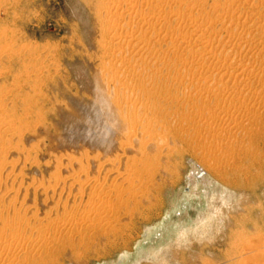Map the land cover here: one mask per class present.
<instances>
[{"label":"rangeland","instance_id":"obj_1","mask_svg":"<svg viewBox=\"0 0 264 264\" xmlns=\"http://www.w3.org/2000/svg\"><path fill=\"white\" fill-rule=\"evenodd\" d=\"M94 83L150 146L87 149ZM168 260L264 264V0H0V264Z\"/></svg>","mask_w":264,"mask_h":264},{"label":"bare ground","instance_id":"obj_2","mask_svg":"<svg viewBox=\"0 0 264 264\" xmlns=\"http://www.w3.org/2000/svg\"><path fill=\"white\" fill-rule=\"evenodd\" d=\"M162 49L163 50H165L163 47H162ZM123 55V54H122ZM122 55L120 56L121 58H123V57H125L124 55H123V57H122ZM115 58V57H114ZM117 59L119 58L118 56L116 57ZM126 58H127V56H126ZM124 60V59H123ZM120 61H122V60H120ZM120 61H119V64H121L120 63ZM125 61H126V59H125ZM178 68H179V66H178ZM102 75V74H101ZM177 75V74H176ZM178 77H176L175 75H174V80H176V82H180V81H182L183 80V78L185 79V77H183L182 75H177ZM118 77V76H117ZM121 77V76H120ZM119 78V77H118ZM253 78V77H252ZM102 84V83H101ZM103 85H108V84H104L103 83ZM103 85H101L100 86V84H98L97 85V83H94V87L97 89V90H95V93L92 95V96H90V98L87 100V101H85L84 99H82V98H77V99H75L74 100V102H72V103H74V105H76V106H79V108L80 109H82L84 112H89V114H88V116L87 117H90L91 115H93V119H97V123L98 124H96V126H95V128L92 130V131H90L91 132V137H90V141L88 142V144H86V147H88L87 149H90V150H92L93 151V155H94V150L95 149H93L91 146L92 145H96V146H99V150H98V156H107L108 155V152L112 149H114V143L115 142H117L118 144H119V149L121 150V151H123L124 153H127V154H130L131 155V153L133 154V152H136V151H134V148H135V145H140V146H144L145 148H147L148 147V145L150 146V144L153 142V139L152 138H150V136H149V138L150 139H148V140H146V138H147V135L145 134V133H147V134H149V135H151L153 132L152 131H150L149 129H148V127H149V125H148V127L147 126H145L144 125V123L145 122H143L144 120H143V118L142 119H138L136 116H132V115H130V114H124V113H126V112H124V113H120V107H118V109L117 110H115L116 108H117V106L119 105V103L118 102H116V101H114L112 98H111V91H109V89H107L106 90V88L108 87H106L105 88V86H103ZM110 87V86H109ZM94 88V89H95ZM99 88V89H98ZM111 90V89H110ZM237 91V90H236ZM236 91H233V92H236ZM89 95V94H88ZM84 96V95H83ZM84 98H86V97H84ZM88 98V97H87ZM137 99V98H136ZM135 99V100H136ZM139 99L140 98H138V100H136V101H134V99L133 100H130V101H128V102H125L126 103V105H128V106H131L132 107V104H133V106H135L136 104H140V101L142 102V100L140 99V101H139ZM174 100L176 101V103L178 104V105H181V104H184L185 102H186V100H187V98H186V96H185V94L184 93H182V95L180 94V92H178V93H176L175 95H174ZM138 101V102H137ZM70 103V102H69ZM138 104V105H139ZM73 105V104H72ZM72 105H69L70 107H72ZM74 105H73V107H74ZM121 105V104H120ZM119 105V106H120ZM81 106V107H80ZM128 106H126V107H128ZM182 106V105H181ZM125 107V108H126ZM141 106L139 105V108H140ZM145 107V106H144ZM123 109V110H127V109ZM120 109V110H119ZM70 110V111H69ZM73 111H71V108L70 109H68V111L65 113V117H64V124L66 123V124H69L68 126H75V124L77 125V123H75V119H76V117H78L77 116V113L76 114H74L73 115ZM119 113V115L117 116V114ZM96 114H97V116H96ZM143 116H145V115H143ZM146 117H148L147 115H146ZM82 119V117H78V120H80V119ZM145 118V117H144ZM151 118V117H150ZM92 119V120H93ZM147 120V119H146ZM87 121V120H86ZM86 121L84 122V120L82 119V120H80V122H78V125L79 124H82V127H83V123H86ZM95 121V120H94ZM149 121H151V120H149ZM62 122V121H61ZM152 122V121H151ZM151 122H150V125H151ZM88 123V122H87ZM87 123H86V125H87ZM96 123V122H95ZM148 123V122H147ZM62 125V124H61ZM85 125V126H86ZM64 126V125H63ZM88 126V125H87ZM66 127V126H65ZM64 127V128H65ZM79 127H80V125H79ZM152 127H153V124H152ZM157 127H159V126H157ZM157 127H155L156 128V131H155V133L156 132H158V130H159V128H158V130H157ZM150 128H151V126H150ZM154 128V127H153ZM75 129V128H74ZM73 129V130H74ZM87 129H89V128H87ZM91 129V128H90ZM164 129V128H163ZM210 129H211V127H210ZM153 130V129H152ZM155 130V129H154ZM162 130V129H161ZM160 130V131H161ZM139 131H141V133H139ZM145 133H144V132ZM159 131V132H160ZM94 134H98L99 136H96V137H94ZM157 134V133H156ZM89 135V134H88ZM113 135H115L114 136V138L112 139L111 137L113 136ZM146 136L145 138H144V136ZM90 136V135H89ZM88 136V137H89ZM143 136V137H142ZM63 137V136H62ZM168 137V136H167ZM167 137L164 139L165 140V142H163V143H161V144H159V143H156L157 145L156 146H154L155 148H153L155 151H153V153L155 152V156L157 157V159L158 158H160V159H158V160H160V161H162V160H167L168 159V157H170L169 155H171L173 152L172 151H170V149L171 148H173V144H171V143H173V142H171L170 143V141H168V140H171V139H167ZM169 137H171L170 136V134H169ZM59 138H60V136H59ZM57 139V137H55V139H57V140H60L61 141V139ZM151 139H152V142L150 143V141H151ZM64 140H65V138H64ZM150 140V141H149ZM220 140V139H219ZM60 141H58L59 143L58 144H60ZM104 141H107V142H104ZM63 142V141H62ZM61 142V143H62ZM80 142H82L83 143V141H81L80 140ZM218 143H220L222 146H224V147H228V143H224L223 141L222 142H218ZM43 144H45V143H43ZM80 144V143H79ZM85 144V143H84ZM170 144L172 145V147L170 146ZM174 144H176V142L174 143ZM40 145H42V144H40ZM50 145V144H49ZM61 145V144H60ZM46 146V145H45ZM58 146V145H57ZM63 146V144L61 145V147ZM85 146V145H84ZM175 147H176V145H174ZM55 147H56V145H55ZM54 146L53 147H47L48 148V150H49V153H53V152H55V148ZM60 147V146H59ZM171 147V148H170ZM115 148H117V147H115ZM45 149V148H44ZM115 150V149H114ZM113 150V151H114ZM144 150H146V149H144ZM148 150V149H147ZM146 150V152H148ZM47 151V150H46ZM51 151V152H50ZM89 151V150H88ZM97 152V151H96ZM150 152H152V151H150ZM139 153H141V152H139ZM149 153V152H148ZM136 154V153H135ZM138 154V153H137ZM143 154V153H142ZM166 154V155H165ZM150 155V154H149ZM129 156V155H128ZM154 156V155H153ZM123 157V156H122ZM133 157V156H132ZM135 157V156H134ZM119 159V158H118ZM132 159V158H131ZM140 159V158H139ZM104 160V159H103ZM106 160H108L107 158H106ZM114 160H116V158L115 159H111L110 161H112V162H110V164H112L113 165V167L115 166L114 164L115 163H117V161H115L114 162ZM127 160H129V159H127ZM127 160H125V161H127ZM146 160V159H145ZM109 161V160H108ZM128 162V161H127ZM134 162V161H133ZM141 162H143V161H141ZM109 163V162H108ZM119 164H120V162H118ZM118 163H117V165H118ZM92 164V163H91ZM94 164V163H93ZM138 164V163H137ZM142 165V164H141ZM99 166H101V167H99ZM98 167H99V169L101 168L102 169V165H99ZM140 166V165H139ZM116 167V166H115ZM113 168V171H114V169H116V168ZM117 168H119V167H117ZM130 168V167H129ZM133 168V167H132ZM88 169V168H87ZM98 169V170H99ZM137 169V168H136ZM140 169V168H139ZM89 170V169H88ZM97 169L95 170V171H98ZM105 170H106V168H105ZM130 170V169H129ZM128 170V171H129ZM133 170V169H132ZM138 170V169H137ZM164 170H167L168 172H169V170H171L167 165H166V167H165V169ZM84 171V173H88L86 170H83ZM86 171V172H85ZM76 172V171H75ZM74 172V173H75ZM90 172V171H89ZM112 172V171H111ZM141 172V171H140ZM157 172V171H156ZM171 172V171H170ZM73 173V174H74ZM95 173H97V174H99V173H103L102 171H99V172H95ZM95 173H93V175L95 174ZM116 173H117V171H116ZM116 173H113V177H115V179H116V177H118L117 178V180H119V181H121L122 179H124L123 178V176H125V175H120V174H116ZM129 173V172H128ZM164 173H165V171H164ZM167 173V172H166ZM165 173V174H166ZM227 173V172H226ZM78 174V172H76V175ZM90 174V173H89ZM106 174H107V172H106ZM115 174H116V176H115ZM126 175H128L127 173H125ZM140 174V173H139ZM169 174V173H168ZM75 175V174H74ZM79 175V174H78ZM86 174H84V176H85ZM104 176H103V179H105L106 178V176H105V172H104V174H103ZM118 175V176H117ZM129 175H130V173H129ZM154 175V174H153ZM159 175V174H158ZM138 176V175H137ZM78 177V176H77ZM87 177H89V176H87ZM90 177L92 178V176L90 175ZM95 177H97V176H95ZM99 177V176H98ZM126 177V176H125ZM128 177V176H127ZM146 177V176H145ZM150 177V176H149ZM168 177V176H167ZM76 178V177H75ZM88 179V180H92V179ZM101 178V177H100ZM132 178V177H131ZM79 178H77V180H78ZM85 179H87L86 178V176H85ZM107 179V178H106ZM127 179V178H126ZM128 179H130L129 177H128ZM134 179V178H133ZM132 179V180H133ZM138 179H139V177H138ZM77 180H76V184H80V183H77ZM98 181L97 180V178L96 179H94L93 178V181ZM100 180V179H99ZM223 180V179H222ZM90 181H88L87 183L89 184V182ZM94 181V182H95ZM103 181V182H102ZM101 182L102 183H104L105 181L104 180H102ZM111 181H112V179H111ZM113 181H114V179H113ZM112 181V182H113ZM118 181V182H119ZM123 181H125V180H123ZM123 181L121 182V183H123ZM128 181V180H127ZM80 182V181H79ZM95 182V183H96ZM118 182H117V184H118ZM136 182V181H135ZM135 182H134V184H135ZM148 182V181H147ZM225 182V181H224ZM226 182L228 183V181H227V179H226ZM86 183V182H85ZM86 183V184H87ZM102 183H100V185L102 184ZM126 183H128L129 184V186L128 187H130V183H132V181H129V182H126ZM140 183V182H139ZM151 183V182H150ZM76 184H75V186H76ZM98 184H99V182H98ZM144 184V183H143ZM153 184V183H152ZM152 184H151V186H152ZM225 184V183H224ZM236 184V183H235ZM85 185V184H84ZM91 185V184H90ZM92 185H95V184H93V182H92ZM125 185V184H124ZM132 185H133V183H132ZM131 185V186H132ZM82 186V185H81ZM81 186L79 185V187H80V189H81ZM118 186H122V185H117V187ZM135 186V185H134ZM144 186V185H143ZM100 187V186H99ZM142 187V186H141ZM90 188V187H89ZM88 188V189H89ZM98 188V187H97ZM97 188H95V189H97ZM132 188V187H131ZM137 188V187H136ZM144 188V187H143ZM93 189H94V187H93ZM125 189V188H124ZM128 189V188H127ZM140 189V188H139ZM142 189V188H141ZM154 189V188H153ZM82 190H83V188H82ZM87 189H85V191H86ZM98 190H99V188H98ZM132 190V189H131ZM145 190V189H144ZM147 190V189H146ZM160 190V189H159ZM95 191V190H94ZM93 191V192H94ZM87 192L89 193H91V191L89 190H87ZM87 192H85V193H87ZM132 192V191H131ZM154 192V191H153ZM81 193H83L82 191H81ZM81 193L79 194L80 196H81ZM87 193V194H88ZM94 193H96V192H94ZM126 193V192H125ZM144 193V192H143ZM135 194V193H134ZM142 194V193H141ZM84 195H86V194H84ZM89 195H91V194H89ZM137 195V194H136ZM139 195V194H138ZM142 195H144V194H142ZM146 195V194H145ZM68 196H69V194H68ZM67 196V197H68ZM76 196V195H75ZM88 196V195H87ZM93 196H94V194H93ZM77 197V196H76ZM82 198H83V196H81ZM86 197V196H85ZM116 197H117V195H116ZM132 197V196H131ZM130 197V198H131ZM74 198V197H73ZM78 198V197H77ZM92 198V197H91ZM96 198V197H95ZM129 198V199H130ZM150 198H151V196H150ZM71 199V198H70ZM89 199L90 198H88V201H89ZM93 199H94V197L92 198V201H93ZM136 199V198H135ZM146 199H147V195H146ZM65 200V199H64ZM66 200H68V199H66ZM73 200V199H72ZM82 199H80V201H81ZM134 200V199H133ZM138 200V199H137ZM144 196H143V202H144ZM79 200H78V203L80 202ZM84 201V200H83ZM129 201V200H128ZM136 201V200H135ZM147 201V200H146ZM74 202H75V200H74ZM142 202V203H143ZM231 202V201H230ZM129 203H131V202H129ZM45 204V203H44ZM65 204H67V201L65 202ZM70 204H72V203H70ZM80 204V203H79ZM68 205H69V202H68ZM68 205H66L67 207H68ZM73 205H74V203H73ZM78 205V204H77ZM43 206V205H42ZM45 206V205H44ZM43 206V207H44ZM79 206V205H78ZM85 206H83V208H84ZM140 215V214H139ZM58 217V216H57ZM133 217V216H132ZM4 234V233H3ZM2 233H1V235H3ZM7 235V234H6ZM9 235V234H8ZM8 235H7V237H8ZM4 236H5V234H4ZM2 238V237H1ZM9 238V240H10V237H8ZM23 240L22 239H20L19 237H18V239H16V243L17 244H19V243H21ZM23 243H25V242H22V244ZM16 245V244H15ZM25 244H23V246H24ZM171 264H174L173 263V261L174 260H168Z\"/></svg>","mask_w":264,"mask_h":264}]
</instances>
